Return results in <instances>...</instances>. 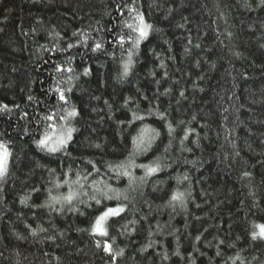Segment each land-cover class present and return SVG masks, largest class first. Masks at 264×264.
Returning a JSON list of instances; mask_svg holds the SVG:
<instances>
[{"label": "trees", "instance_id": "obj_1", "mask_svg": "<svg viewBox=\"0 0 264 264\" xmlns=\"http://www.w3.org/2000/svg\"><path fill=\"white\" fill-rule=\"evenodd\" d=\"M0 143V264H264V0H0Z\"/></svg>", "mask_w": 264, "mask_h": 264}, {"label": "snow or ice", "instance_id": "obj_2", "mask_svg": "<svg viewBox=\"0 0 264 264\" xmlns=\"http://www.w3.org/2000/svg\"><path fill=\"white\" fill-rule=\"evenodd\" d=\"M138 20H139V27L134 28V30L139 33V38L135 41V43H137V44L139 43V39H142V38L147 36V29L150 28V25L145 24L142 15L138 17ZM129 27L131 28L134 26L129 25ZM100 47H101L100 44L96 45L97 49H99ZM125 71H127V68H125ZM60 98H61V100L65 99V97L63 95H61ZM75 114H76L75 110L68 113L69 116H74ZM48 119H52V117L49 116ZM62 119H63V117H62ZM71 131H72L71 129L68 130L67 138H70ZM50 142H52V137L48 136L47 134L41 140L38 141V143L40 145L45 146V147H49ZM142 142L143 141H141V143ZM65 143H66V138H65V136L61 135V136L57 137L55 140L56 146H50V150L56 151L58 146L64 145ZM9 155H10V152H9L7 146L0 143V175H3L7 170V160H8ZM145 167H147V166H145ZM147 170H148V173H153V172L158 170V165L156 167H148ZM179 198H180L179 195L173 196L174 200L179 199ZM66 199L71 200L72 196L69 195L68 197H66ZM97 203H100V201L97 200ZM122 211H123V208H121V207L107 208L101 215H99L96 218L95 223L93 225V232L98 233L101 236H107V229L104 227V222L106 221V219L109 216L119 215V213ZM256 228L258 229V231H254L252 233L253 238L255 239L258 236L260 238H264V224H258V225H256ZM106 250L111 251V246L106 245Z\"/></svg>", "mask_w": 264, "mask_h": 264}, {"label": "rangeland", "instance_id": "obj_3", "mask_svg": "<svg viewBox=\"0 0 264 264\" xmlns=\"http://www.w3.org/2000/svg\"><path fill=\"white\" fill-rule=\"evenodd\" d=\"M68 120H69V118H64L60 124L56 125V126L54 127V129H52V130L47 134L48 136H51V137H52V142H50V146H56V145H55V140H56L57 137H59V136H61V135L65 136V138H66V143H65V144H67V142H68L69 139L71 138V136H70V138H67L68 130H69V129L72 130V127H70L71 125H69ZM71 134H72V131H71ZM65 144H64V145H65ZM64 145L58 146L56 151L60 150ZM50 146L47 147V148L50 149ZM7 148H8V147H7ZM8 150H9V149H8ZM9 152H10V151H9ZM9 157H10V155H9ZM9 157H8V160H7V167H8V164H9ZM3 175H4V174H3ZM3 175H0V180H1V178L3 177ZM110 217H111V216H109V217L106 219V221L104 222V227H105L106 229H107V221H108V219H109Z\"/></svg>", "mask_w": 264, "mask_h": 264}]
</instances>
